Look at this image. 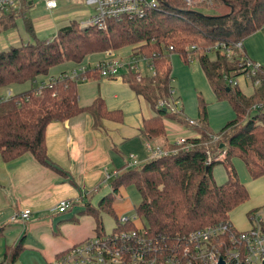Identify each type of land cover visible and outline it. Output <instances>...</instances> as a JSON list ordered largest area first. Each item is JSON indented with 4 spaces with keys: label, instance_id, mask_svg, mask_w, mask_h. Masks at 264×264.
<instances>
[{
    "label": "trees",
    "instance_id": "trees-1",
    "mask_svg": "<svg viewBox=\"0 0 264 264\" xmlns=\"http://www.w3.org/2000/svg\"><path fill=\"white\" fill-rule=\"evenodd\" d=\"M212 3L208 5L205 1L190 7L184 0H160L159 6L142 19L109 22L106 30H82L74 20L59 29L58 39L51 40L37 38L33 23L24 17L26 31L34 41L0 51V90L34 82L65 62L82 63L89 55L131 46L135 54L138 51L153 62L156 70L154 76L145 75L139 83L135 74L126 73L127 82L157 112L145 122L143 133L149 138L162 137L166 134L163 120L171 112L158 108V103L168 101L173 95L171 56L177 53L185 59L187 49L199 39L209 50L216 43L232 45L245 41L264 28V0H213ZM30 8L28 3H23L21 11ZM208 9L215 10L214 14L207 13ZM17 12L13 9L4 12L10 17L0 21L2 30L16 27L13 17ZM208 54L200 58L201 67L217 98L229 101L236 119L216 135L209 128L203 103L196 128L199 137L188 139V148L129 168L113 181V193L104 196L97 207H85L84 212L97 222L98 235L104 232L103 215L114 213V193L122 187H133L139 193L141 202L136 210L149 237L160 244L176 246L180 239L197 229L231 222V211L249 199L248 190L230 159H242L252 178L264 176V68L254 76L252 81L259 83L254 96L248 98L238 86H229L224 78L242 77L237 52L227 57L217 50L214 60ZM94 71L99 72V68L95 67ZM88 73H79L75 78L67 75L55 78L43 87L40 95L36 94L38 89H33L0 101V155L5 162L31 153L40 163L49 164L46 129L52 122L66 121L83 112L93 114L97 120L121 121V115L107 112L101 100L89 108L79 106L78 85L88 78ZM214 136L217 141H213ZM221 145L227 153L226 159L210 162L211 148L218 152ZM219 163L228 168V179L222 185L216 183L213 175V168ZM5 229L6 226L0 225V243ZM25 239L23 236L15 246H6L2 262L16 264Z\"/></svg>",
    "mask_w": 264,
    "mask_h": 264
},
{
    "label": "crops",
    "instance_id": "crops-1",
    "mask_svg": "<svg viewBox=\"0 0 264 264\" xmlns=\"http://www.w3.org/2000/svg\"><path fill=\"white\" fill-rule=\"evenodd\" d=\"M34 3L28 4L32 6ZM20 7L15 10L18 11L14 15L15 17L31 10L27 9V12H24L21 11L23 4ZM4 12L8 11H0L2 20L10 17ZM82 14V11L72 13L76 19L72 18L71 21H78L76 15ZM15 17L13 18L16 20ZM67 18V16L59 17V21L63 22L68 20ZM82 21H78L79 24ZM67 25H62L60 28ZM5 32L1 30L0 36ZM256 33L244 41L245 52L253 61L258 60L264 63V55L260 53V48L261 51L264 49V42L260 39L252 40ZM11 39L13 41L5 45L6 49L4 50L23 44L16 45L20 41L14 43V40L17 39L14 36ZM133 52V47L126 46L116 52L92 54L87 56L82 63L65 62L57 69L56 66L51 68L47 75H40L34 82H28L32 84L30 90L39 89L48 85L55 78L63 75L70 76L74 72L85 69L89 73L88 78L79 82L78 85L79 106L89 108L97 100H101L107 112L121 115V121L112 118L97 120L93 114L83 112L66 121L50 123L46 129L49 164L40 163L31 153H25L9 162H5L0 155V225L6 226L7 229L9 225L21 221L16 219L12 222L11 219L23 210L32 212L28 221H21L25 229L22 235L12 243L4 245L0 254V262L5 259V247L15 246L23 236L26 238L25 247H27L28 233L40 234L38 248L45 255L48 264H51L58 255L70 247L95 237L98 232L94 217L92 216L93 219L90 223L81 224L80 222L89 220L87 216H91L84 212L85 207L87 205L98 206L100 200L106 196L101 194L103 188L109 184L112 186L113 181L129 169L131 156L137 158L138 167L143 166L153 158V154L148 152V148L146 149L148 145L154 149L158 147L161 149L160 146L168 147L176 144L179 139L172 138L169 135V130L194 134L186 139L199 137L197 129L189 126L186 121L169 117H165L163 120L166 130L164 136L147 137L143 133L145 122L155 117L157 112L127 82L128 75L124 73L117 78H103L99 72L94 71V68L104 60L129 58ZM172 76L174 90L173 84L176 82V78L173 75V66ZM239 78L238 89L246 97H253L256 93V85L249 82L246 77ZM34 84H38V86L33 87ZM25 85L6 88L10 97L4 98V95L1 94L0 101L10 100L16 96L14 90ZM26 92L28 89L24 93ZM21 94L23 93L21 92ZM236 159L241 160L246 167L244 161L239 157H234L229 161L235 169L242 172L243 166ZM63 200L71 201L73 206L65 213H60L56 208ZM260 208H264V193L250 209V212ZM56 216H60L63 223L59 226L58 232L54 233V217ZM231 224L236 229V225L232 221ZM248 230L249 228L244 231ZM62 234L64 235L62 236Z\"/></svg>",
    "mask_w": 264,
    "mask_h": 264
},
{
    "label": "built area",
    "instance_id": "built-area-1",
    "mask_svg": "<svg viewBox=\"0 0 264 264\" xmlns=\"http://www.w3.org/2000/svg\"><path fill=\"white\" fill-rule=\"evenodd\" d=\"M36 1L42 2L50 11L58 8L56 0H0V11L17 10L23 3ZM184 1L189 5H196L201 0ZM86 4L94 8V14L80 23L81 29L106 30L109 22L144 18L159 6L160 0H86ZM170 50L173 48L171 47ZM199 50L200 48L196 45L188 48L185 60L188 63L194 62L198 58ZM217 50H221L227 57H232L237 52L239 66L242 67V77L253 80L262 67L247 56L244 40L232 45L216 43L207 52ZM133 53L129 57V62H124L122 58H109L102 61L96 66L99 68L100 75L103 78H117L120 76V71L126 68L127 73L135 74L139 81L145 77L146 73L154 76L156 74L154 63L138 51L137 54ZM86 71L83 69L70 76L75 78L77 74ZM224 78L229 86H238L237 78L230 76ZM258 83L259 81H256L254 84L257 86ZM42 89L39 88L36 94L40 95ZM167 102V100H160L158 108L167 107L166 109L169 110ZM178 103L176 101L177 106ZM171 104V111L177 112L179 108L173 105L174 103ZM186 121L192 127H198L200 124L194 120ZM187 140L180 139L176 144L181 148H188ZM217 140L218 138L214 136L213 141ZM148 150L153 154L152 159L169 156L179 151L167 152L160 148L154 149L151 145H148ZM226 157L227 153L223 149L218 150L216 155L209 153L210 162H222ZM138 165L137 158L131 156L129 168L138 167ZM72 206L71 201L63 200L56 209L60 213H65ZM31 215V210H23L11 221L20 219L26 222ZM250 219L252 228L248 231L240 232L227 221L197 229L180 239L176 246H169L151 239L145 228L125 229L124 227L128 224L135 225V220L122 218L112 233L96 235L70 247L58 255L51 264H217L221 258L226 264H264V208L253 212ZM0 264L8 263L0 262Z\"/></svg>",
    "mask_w": 264,
    "mask_h": 264
},
{
    "label": "rangeland",
    "instance_id": "rangeland-1",
    "mask_svg": "<svg viewBox=\"0 0 264 264\" xmlns=\"http://www.w3.org/2000/svg\"><path fill=\"white\" fill-rule=\"evenodd\" d=\"M56 1L58 4V8L54 11L48 10L42 2L36 1L31 6L32 8H30L31 10H29L28 13L20 14L16 16L15 17L16 27L14 29L6 31L5 33L2 34V36H0V51L6 49L5 45L13 41L11 39L13 36L17 38L16 40H14V43H16L15 41L17 42L20 41L19 43H16V45H19L22 43L26 44V43L34 41V39L26 31L24 17L29 19L33 23V26L35 29V36L37 38L42 39V40H51L55 37L56 39L59 38L57 37V34L59 31V28L62 25L69 24L72 18L76 19L75 16H72V13L79 12V11L83 12L82 15H79V16L76 15L78 21H81V20L84 21L88 18V16L90 15L92 16L94 14V8L88 6L86 4V0H56ZM205 1L207 2L208 5L213 4L212 3L213 0H201L197 4L202 5L203 2ZM187 6L192 7L195 5L187 4ZM214 11L215 10H211V9L206 10V12L210 14H214ZM63 16H67L68 20H64L63 22H60L59 17H63ZM0 21H3V20L0 19ZM0 30H2L1 26H0ZM82 30H86V29H82ZM257 39H260L264 42V28L257 31L256 35L252 37V40H257ZM205 44L206 43L200 39L198 40L197 44H195L196 46L200 48V50L197 52L198 58H196V60L192 63H188L183 58V56H181L180 54L175 53L171 56V62L173 66V75L176 78V82L173 84L174 86L173 95L171 94L172 97L168 99V102H167L169 104V108H168L169 110L167 111L171 112V114H169L168 116L170 119L174 118L177 120L182 119L186 121L188 118L189 120H194L196 122H199L200 113L202 112V107L204 106L203 105L204 103L207 109L208 123H210L209 127L213 133L218 134L221 132V130L226 125H228V123L236 119V113H234V110L232 109L228 100L226 99L219 100L216 97V95L214 94L207 80L206 75L204 74L201 68V64L199 60L202 56H204V54H207L206 51H208V48H206V46L209 47L208 45H205ZM109 51L116 52L117 50L110 49ZM260 53L264 55V49L261 51V48H260ZM132 54L134 53H131V55ZM208 55L211 60H214L215 52H209ZM122 60L124 62H129L130 58L123 57ZM256 62L261 64V66L263 65L262 67L264 68V63H261L258 60H256ZM61 66L63 65L56 66V69ZM127 72H128L127 69L124 68L120 71L119 75L122 76L124 73H127ZM239 79L237 78V81H239ZM247 79L249 82L251 81L252 83V80L250 78H247ZM137 81L139 80H137V77H136V82ZM25 84H26L25 86L20 87L19 89H15L14 94L19 95L21 94V92L24 93L27 89L29 91L32 88L31 83L27 82ZM37 86L38 84H34L33 87H37ZM6 90H7L6 88L1 89L0 96L1 94H3L4 98H6V96L10 97L8 96V91L6 92ZM176 101L179 102L178 106L176 105ZM171 103H174L173 105H176V107L179 108L177 112L171 111L172 109ZM164 108H167V107H164ZM195 128H198V127L195 126ZM169 135L172 138L174 139L177 138L179 140L186 139L187 137H190V136H194V134L191 135V133L174 132L173 130H169ZM160 147L161 149L167 152H172L174 150L181 149V147L178 146L177 144H172V145H169L168 147H165V146L163 147L160 146ZM147 148L148 146L146 147V149ZM211 152L213 155H216L217 150H214V149L212 150L211 148ZM236 160L241 162L240 164L243 166L242 172L241 171L239 172L237 168H236L237 169L236 172H237L239 179L246 186L248 190L249 199L246 202L239 205L238 207H236L235 209H233L229 217L231 221L234 223V225H236V229L241 232V231H244L245 229L252 228V222L250 219V213H251L250 209L253 207L256 201L264 193L263 192L264 191V177L257 178V179L252 178L250 173L248 172V170L242 163V161L238 159ZM227 169H228L227 166L222 163L216 164L214 166L213 175L218 185H222L223 183L227 181L228 179ZM110 193H113L111 184L103 188V191L101 192L102 195H107ZM114 199H115V202L113 205L114 213L103 215L104 232L101 235L112 233L117 228L118 223L120 222L122 218H128V219L135 220L134 227H137V228L145 227L142 217L138 214L136 210V207H138L141 201V197L139 193L136 191V189L122 187L119 189L118 192L114 193ZM260 209H257V210H260ZM87 217L89 220H85L84 222L83 220H81L80 221L81 224H87V223L92 222L93 217L92 216H87ZM62 223L63 222H61L60 216L54 217V228H55L54 233L58 232V228ZM124 228L130 230L132 229V225L130 224L126 225ZM23 231H25V229L21 221H19L18 223L9 225L5 231V239L1 240V243H0V254L5 244L12 243L16 238L22 235ZM38 234L39 233H36V234L28 233L27 247H25L24 245V250L22 251L17 264H48L45 260V255L40 250V248H38L39 236H40V234L39 235ZM63 235L64 234H62V236ZM55 238L57 239L56 235H55Z\"/></svg>",
    "mask_w": 264,
    "mask_h": 264
},
{
    "label": "water",
    "instance_id": "water-1",
    "mask_svg": "<svg viewBox=\"0 0 264 264\" xmlns=\"http://www.w3.org/2000/svg\"><path fill=\"white\" fill-rule=\"evenodd\" d=\"M30 3H31V2H30ZM163 111H164V112H167V109L164 108ZM220 148L222 149V148H223V145H221ZM217 264H226V263H225V261L221 258Z\"/></svg>",
    "mask_w": 264,
    "mask_h": 264
}]
</instances>
